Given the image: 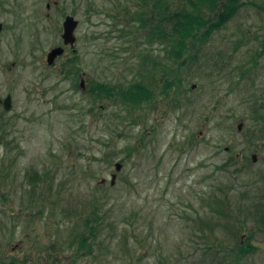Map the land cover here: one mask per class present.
<instances>
[{"label": "rangeland", "instance_id": "rangeland-1", "mask_svg": "<svg viewBox=\"0 0 264 264\" xmlns=\"http://www.w3.org/2000/svg\"><path fill=\"white\" fill-rule=\"evenodd\" d=\"M153 1L0 0V264H264V0L156 68ZM148 75L137 108L89 91Z\"/></svg>", "mask_w": 264, "mask_h": 264}, {"label": "trees", "instance_id": "trees-1", "mask_svg": "<svg viewBox=\"0 0 264 264\" xmlns=\"http://www.w3.org/2000/svg\"><path fill=\"white\" fill-rule=\"evenodd\" d=\"M178 3L180 6L175 8V4ZM242 4L241 0H154L149 3L150 11L159 12L163 20L159 25L152 27L150 37L158 38L166 45L164 56L162 55L159 59L152 58V62L156 65L154 68L167 61H177L182 64L183 61L180 60L199 42L207 41L215 31L226 26ZM137 15L142 20L141 26H145V12L139 11ZM162 70L164 75H170L174 69L166 64ZM248 70L243 69V72H248ZM147 79H152V81L147 83L142 80L121 87L110 86L98 81L91 84L92 88H89V91L94 94L95 98L102 99L107 96L111 99H120L130 107L137 108L151 101L155 96L154 86H160L154 75H148ZM177 84V80L165 79L163 88H161L163 94L169 95ZM261 117L264 118V114H261ZM240 124L243 125V122L241 121ZM254 249L255 246L251 242L240 241L238 250L232 249L234 262L237 263L245 258ZM6 264H16V262Z\"/></svg>", "mask_w": 264, "mask_h": 264}, {"label": "water", "instance_id": "water-1", "mask_svg": "<svg viewBox=\"0 0 264 264\" xmlns=\"http://www.w3.org/2000/svg\"><path fill=\"white\" fill-rule=\"evenodd\" d=\"M79 24V20L75 18V16L73 15H67L65 17V20L63 22V32H62V39L65 45H70V46H74L76 41H77V37L75 34L76 28L78 27ZM2 27L3 24L0 23V31H2ZM64 53V47L62 46H57L53 49H51V51L48 52L47 54V62L49 64H52L55 62L56 58ZM81 85L84 87V80H82ZM196 84H193V87H195ZM4 104H5V108L10 110L12 103H11V96H7L6 99L4 100ZM242 127V124L239 125V128ZM255 158V155H253ZM115 168L117 171H120L122 168V163L121 162H117L115 163ZM116 177L117 174L113 173L111 175V183L114 184L116 181Z\"/></svg>", "mask_w": 264, "mask_h": 264}]
</instances>
